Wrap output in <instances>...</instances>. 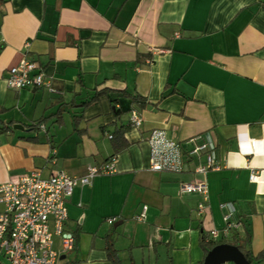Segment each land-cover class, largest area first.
I'll return each mask as SVG.
<instances>
[{
  "label": "crops",
  "instance_id": "obj_1",
  "mask_svg": "<svg viewBox=\"0 0 264 264\" xmlns=\"http://www.w3.org/2000/svg\"><path fill=\"white\" fill-rule=\"evenodd\" d=\"M23 56L53 90L6 85ZM103 87L144 100L139 126L128 125L129 113L116 122L127 126L116 149L106 95L75 105ZM0 106L9 123L0 129V182L33 169L80 176L87 164L115 160L114 172L75 185L65 199L73 264H114L109 238L119 264H199L201 236L211 228L224 236L228 202L238 225L227 237L242 238L244 224L251 253L264 250V0H0ZM154 128L179 143L181 171L149 169ZM206 137L215 157L200 171L205 154L188 152ZM185 182H202L205 192L181 191Z\"/></svg>",
  "mask_w": 264,
  "mask_h": 264
},
{
  "label": "built area",
  "instance_id": "obj_2",
  "mask_svg": "<svg viewBox=\"0 0 264 264\" xmlns=\"http://www.w3.org/2000/svg\"><path fill=\"white\" fill-rule=\"evenodd\" d=\"M9 88L20 89L27 85L47 87L53 90L50 79L38 68L37 64L21 57L8 69L5 78ZM131 126H139L141 116L133 109L129 113ZM149 169L154 171H181L185 164L182 160L181 148L177 141L166 137L164 130L154 128L149 132ZM189 154H205V163L196 170L206 171L211 167L214 157V144L206 137L205 142L195 144ZM115 171V160L111 156L105 162L94 165L87 164L86 171L80 176H73L62 169L54 170L43 177L38 169L30 170L17 179L0 182V253L5 264H73L66 255L74 248V232L66 227V197L77 184L90 182L97 174H110ZM249 178H255L251 173ZM181 191L205 192L202 182H185L180 185ZM224 234L231 226L230 215L234 210L232 203L225 204ZM202 208V204H199ZM146 206H143L135 218L143 219ZM110 218L109 221H112ZM219 231L211 228L210 239L218 238ZM58 239V247H54V238ZM2 264V263H0Z\"/></svg>",
  "mask_w": 264,
  "mask_h": 264
},
{
  "label": "trees",
  "instance_id": "obj_3",
  "mask_svg": "<svg viewBox=\"0 0 264 264\" xmlns=\"http://www.w3.org/2000/svg\"><path fill=\"white\" fill-rule=\"evenodd\" d=\"M105 94L108 98L109 102L112 104L113 107V114L115 116V123L120 119V117L123 114L130 113L131 110H139L140 107L144 105V100L141 96H139L136 93L129 92L126 88L123 89H111L107 87L100 88L98 90H95L94 94L90 96L89 98L85 100H81L76 102L77 107H85L93 103L97 100V98L101 95ZM3 108L0 106V114L3 112ZM59 117H61V114H59ZM81 115L75 113L72 115L73 123L76 127V121L79 120ZM43 120V118H39L35 121H33L29 127L30 128H36L39 126L40 122ZM3 121L0 118V129H5L9 127V123H5L3 125ZM117 124V123H116ZM128 125H130V120L128 121ZM127 126L124 124H117L115 125V128L112 130V133L110 134V138H112L113 147L120 148L121 146H124L126 143L124 142L123 138V130L126 129ZM121 142L120 145H116L115 142ZM110 158V157H109ZM241 222V220H240ZM243 224V222H241ZM244 226V236L238 237L237 231H232V238H228V232L226 234H223L224 236H221L217 239H210L207 238L204 235L201 236V243L203 244L206 251H208L212 246L218 243H229L237 246V248L244 254L246 259L250 261L252 264H254V261L264 259V250L257 253L256 255H253L248 248L249 242H250V233L248 228L243 224ZM226 236V237H225ZM106 237H109V234H107ZM105 249L107 251V254L109 257L113 260L114 264H119L118 256L116 254V250L113 247V240L108 239L106 240Z\"/></svg>",
  "mask_w": 264,
  "mask_h": 264
},
{
  "label": "water",
  "instance_id": "obj_4",
  "mask_svg": "<svg viewBox=\"0 0 264 264\" xmlns=\"http://www.w3.org/2000/svg\"><path fill=\"white\" fill-rule=\"evenodd\" d=\"M13 128L23 129V126L21 124H13ZM225 262L252 264L237 246L229 243H218L212 246L199 264H222Z\"/></svg>",
  "mask_w": 264,
  "mask_h": 264
},
{
  "label": "rangeland",
  "instance_id": "obj_5",
  "mask_svg": "<svg viewBox=\"0 0 264 264\" xmlns=\"http://www.w3.org/2000/svg\"><path fill=\"white\" fill-rule=\"evenodd\" d=\"M69 257H70V255H69ZM4 258H3V256H2V254L0 253V260H3Z\"/></svg>",
  "mask_w": 264,
  "mask_h": 264
}]
</instances>
